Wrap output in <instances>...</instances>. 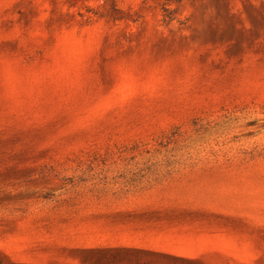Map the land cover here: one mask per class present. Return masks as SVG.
I'll return each instance as SVG.
<instances>
[{
	"label": "rangeland",
	"instance_id": "obj_1",
	"mask_svg": "<svg viewBox=\"0 0 264 264\" xmlns=\"http://www.w3.org/2000/svg\"><path fill=\"white\" fill-rule=\"evenodd\" d=\"M0 264H264V0H0Z\"/></svg>",
	"mask_w": 264,
	"mask_h": 264
},
{
	"label": "crops",
	"instance_id": "obj_2",
	"mask_svg": "<svg viewBox=\"0 0 264 264\" xmlns=\"http://www.w3.org/2000/svg\"><path fill=\"white\" fill-rule=\"evenodd\" d=\"M173 195L150 188L124 193L118 205L120 220L115 222L119 233L110 246L150 250L173 247L170 239H163L172 229L161 218L170 212L169 200L174 199Z\"/></svg>",
	"mask_w": 264,
	"mask_h": 264
},
{
	"label": "trees",
	"instance_id": "obj_3",
	"mask_svg": "<svg viewBox=\"0 0 264 264\" xmlns=\"http://www.w3.org/2000/svg\"><path fill=\"white\" fill-rule=\"evenodd\" d=\"M168 258L175 259L176 257H174V256H168Z\"/></svg>",
	"mask_w": 264,
	"mask_h": 264
}]
</instances>
